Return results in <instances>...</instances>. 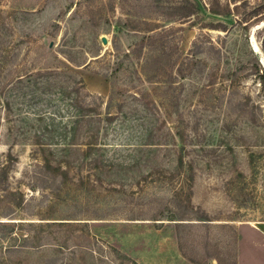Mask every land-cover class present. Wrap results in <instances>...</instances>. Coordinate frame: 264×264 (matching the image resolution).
I'll return each instance as SVG.
<instances>
[{"label": "rangeland", "instance_id": "1", "mask_svg": "<svg viewBox=\"0 0 264 264\" xmlns=\"http://www.w3.org/2000/svg\"><path fill=\"white\" fill-rule=\"evenodd\" d=\"M188 1L196 13L174 15ZM263 8L0 0V168L12 154L7 184L19 192L0 185V264H264L261 252L240 261L242 234L255 235L242 226L264 221ZM39 71L54 76L37 91L14 85ZM78 80L80 95L66 96ZM81 102L94 111L76 142L96 149L83 146L57 177L35 137L60 152Z\"/></svg>", "mask_w": 264, "mask_h": 264}, {"label": "trees", "instance_id": "2", "mask_svg": "<svg viewBox=\"0 0 264 264\" xmlns=\"http://www.w3.org/2000/svg\"><path fill=\"white\" fill-rule=\"evenodd\" d=\"M196 9H198V8H196V6L194 4H192L188 1L183 6L178 7L176 9L174 15H176V16L178 15L180 17H191L196 13ZM211 12L215 15H221V16H225V17H229L232 13L230 9H228V11H226V12H222L219 10L216 11L213 9V10H211ZM258 16L259 17H258L257 23L260 24V23L264 22V14L262 12H260V13H258ZM209 25L213 29H221L222 28L223 30H225V28H226V24H224L223 22H218L217 24L210 23ZM49 72L50 71H47V72L39 71L36 73L30 72L27 74L17 76L14 80V85L17 84V85H21V86H28L30 84V85H33L35 87L38 85V82L40 80H42V81L46 80L47 81L50 77L54 76V73H49ZM255 73L258 75L261 86L264 89V71L262 70V68H260L258 66V64H256V66H255ZM7 85L10 86V82H8ZM75 85L79 86V88L78 87L76 88V86H74L73 92L67 91L66 96H70L74 92L79 93V95H80V88L83 89V87H84L83 80L75 81ZM37 89L35 87L33 92L37 91ZM136 95H139V94L136 93ZM76 105L79 106V104L77 102H76ZM93 111H94V109L89 108L88 106H85L81 102L82 120L79 123V127H78L77 131L73 134L74 141L64 144V146L61 148L60 152L53 149L49 142H47V143L41 142L42 140L46 139L45 136H41L39 134L36 135V137H35L36 143L34 144L36 146V149L34 150V153L36 156L40 157L43 160L44 167L46 168V170L49 173H52L53 175H55L57 177L65 178L68 171L65 170L64 166H65V164L68 166L71 165V161H72L71 157L74 154L81 151L83 146H86L89 150L96 149V143L95 142H88V143H85L83 145H81V143L76 142V140L78 138H81L83 135L81 128H82L83 124L86 122V120H84V119H86L88 117L89 113L93 112ZM39 118H40V116H39ZM107 119L110 122H112L114 120V116H108ZM14 160H15L14 157L12 156V154H10L7 162L2 166V168H0V185H2V187H3L2 189L6 191V194H8V193L9 194L19 193V192H10V188L7 184V182L9 181V173H10L12 165L14 164ZM80 160H81V158H80ZM96 161H99V159H97V160L92 159L91 162L89 163V165L92 166V169H97L100 167L99 165L96 164ZM81 164H83V160H82ZM178 168L180 171H183V173H181L182 175H185L188 173L189 177H193V175H192L193 167L191 166L189 169L186 167L183 156L180 157ZM177 195L179 196V193H177ZM185 199L188 203H190L191 202V195L188 194ZM197 220L207 221L208 219H203V218L201 219L200 218Z\"/></svg>", "mask_w": 264, "mask_h": 264}, {"label": "crops", "instance_id": "3", "mask_svg": "<svg viewBox=\"0 0 264 264\" xmlns=\"http://www.w3.org/2000/svg\"><path fill=\"white\" fill-rule=\"evenodd\" d=\"M244 227L249 228L255 235H252L251 239H248L247 235L245 236L246 233L242 234L240 261L247 260L248 262L254 261V263H259V258L255 255H259L260 252L264 254V221L250 226H242V228ZM246 256H248L247 259Z\"/></svg>", "mask_w": 264, "mask_h": 264}, {"label": "water", "instance_id": "4", "mask_svg": "<svg viewBox=\"0 0 264 264\" xmlns=\"http://www.w3.org/2000/svg\"><path fill=\"white\" fill-rule=\"evenodd\" d=\"M103 42L104 44H107V39L105 37L103 38Z\"/></svg>", "mask_w": 264, "mask_h": 264}]
</instances>
